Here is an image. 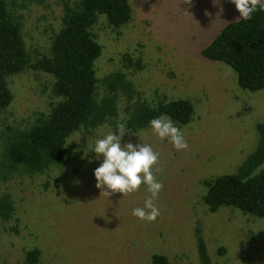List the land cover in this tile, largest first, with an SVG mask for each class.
Masks as SVG:
<instances>
[{
  "label": "rangeland",
  "instance_id": "374dc122",
  "mask_svg": "<svg viewBox=\"0 0 264 264\" xmlns=\"http://www.w3.org/2000/svg\"><path fill=\"white\" fill-rule=\"evenodd\" d=\"M25 6L24 36L36 53L48 52L60 28L63 0H17ZM131 21L111 27L105 15L94 26L103 52L95 61L99 79L124 71L144 98L188 99L192 121L180 129L188 149L177 151L151 127L121 141L146 143L160 154L164 185L156 201L161 215L148 223L132 215L150 195L146 186L124 197L103 194L94 170L103 162L93 152L96 140L117 126L75 136L78 145L67 165L36 177H18L0 188L12 193L15 214L0 222V264H29L27 252L41 250L37 264H154L156 254L169 264H202L200 243L211 264H264V218L232 207L212 212L204 202L207 181L237 172L256 149L257 126L264 122V89L248 91L236 71L202 51L239 19L231 0H129ZM223 9V11H221ZM53 78L28 69L14 77V99L5 121L25 126L49 107ZM124 114V112H120ZM142 139H141V138ZM85 140V141H84ZM86 158V159H85ZM264 166V163H263Z\"/></svg>",
  "mask_w": 264,
  "mask_h": 264
},
{
  "label": "trees",
  "instance_id": "16d2710c",
  "mask_svg": "<svg viewBox=\"0 0 264 264\" xmlns=\"http://www.w3.org/2000/svg\"><path fill=\"white\" fill-rule=\"evenodd\" d=\"M63 1L61 26L48 52L36 53L24 36V4L0 0V188L15 178L36 177L69 164L78 145L74 137L91 135L102 126L124 123L131 132H138L162 114L179 128L193 119L192 101L165 95L149 101L124 71L98 78L95 61L103 46L94 26L105 15L111 27H125L132 19L129 0ZM202 53L231 66L243 89H264V11L253 13L251 20L239 18L227 24ZM28 69L53 78L51 101L25 126H16L4 119L14 99L11 83ZM257 131L258 145L237 172L207 181L204 202L210 211L232 207L264 218V122ZM15 210L12 193L0 189V222L11 221ZM40 257L41 250L34 248L26 260L37 264ZM200 257L202 264H211L203 241ZM153 259L154 264H169L163 255Z\"/></svg>",
  "mask_w": 264,
  "mask_h": 264
},
{
  "label": "clouds",
  "instance_id": "9594fccd",
  "mask_svg": "<svg viewBox=\"0 0 264 264\" xmlns=\"http://www.w3.org/2000/svg\"><path fill=\"white\" fill-rule=\"evenodd\" d=\"M183 3L191 6L192 0H183ZM231 3L235 4L239 18L246 21L252 19L253 13L264 11V0H231ZM149 125L160 140L167 139L177 151L188 149L184 133L171 117L162 114L151 119ZM117 128L119 135L114 134L112 129L95 142L93 152L96 158L103 156V162L94 170L96 187L108 190L102 195L123 193L126 197L140 191L142 185L146 186L150 195L145 199L144 207L134 208L132 215L141 221L155 222L161 215L156 201L164 188L156 175L163 172V168L159 167L160 154L144 142L134 145L129 141L122 145L121 141L129 129L124 123H118Z\"/></svg>",
  "mask_w": 264,
  "mask_h": 264
}]
</instances>
